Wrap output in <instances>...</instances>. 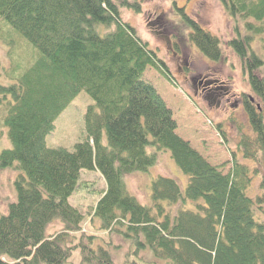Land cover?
Segmentation results:
<instances>
[{"label": "trees", "instance_id": "trees-1", "mask_svg": "<svg viewBox=\"0 0 264 264\" xmlns=\"http://www.w3.org/2000/svg\"><path fill=\"white\" fill-rule=\"evenodd\" d=\"M143 1L0 0V40L11 62L10 83L0 84V127L10 142L0 150V168L19 171L15 198L0 214V264H67L75 251L80 264H127L115 261L108 241L95 244V235L81 231L85 218L70 198L94 190L83 172H97L104 182L88 220L127 239L133 252L147 249L154 264H264V220L258 218L264 177L260 192L250 195L260 168L236 157L239 152L264 167V60L250 48V36L227 42L260 107L243 94L251 132L238 126L236 151L223 172L177 133L171 108L145 78L153 68L171 79L165 62L122 17V9L142 12ZM221 2L229 13L264 22V0ZM188 20L189 39L219 61V39ZM252 24L246 21L262 32ZM81 90L93 101L84 113L83 139L73 150L49 147L46 136ZM217 131L225 139L220 126ZM162 153L188 181L182 190L173 177H154L145 205L126 176L148 172ZM187 201L194 209L166 207ZM55 221L61 229L49 232Z\"/></svg>", "mask_w": 264, "mask_h": 264}, {"label": "rangeland", "instance_id": "rangeland-1", "mask_svg": "<svg viewBox=\"0 0 264 264\" xmlns=\"http://www.w3.org/2000/svg\"><path fill=\"white\" fill-rule=\"evenodd\" d=\"M121 14L167 66L170 80L153 68L147 69L145 78L156 87L171 108L177 123V133L188 140L211 164L227 172L232 151H236L237 147L238 126L246 132H251L243 110V94L251 96L260 107L259 98L250 88L240 56L227 42L238 34L250 36V48L264 60V22L229 13L221 0H144L142 12L122 9ZM188 19L219 39L222 51L219 61L205 56L189 39L188 34L193 28ZM246 21L252 22L255 27L263 26L262 32L248 28ZM173 51H176L177 55L173 54ZM10 68L8 48L0 40V84L10 83L7 76ZM199 74L209 77L213 85L209 90L195 93L191 77ZM91 103L93 101L90 96L81 90L55 120L54 130L46 136L47 145L73 150L75 143L83 139L84 113ZM217 126L222 128L225 139L217 131ZM9 146L6 130L0 127V150ZM236 157L250 167L260 168L248 189V193L254 196L260 192L259 182L264 177L263 164L245 161L239 152ZM18 173L13 166L0 168V214L6 212L8 203L15 198L13 183ZM158 175L175 178L182 190L188 181V176L177 167L168 153H162L148 172H136L126 176L128 189L141 203L148 205L149 186L152 179ZM81 178L84 183L90 184L91 188L94 187L91 192L78 191L70 198V203L84 215L81 231L95 235V244L104 245L103 241H108L109 245L105 246L111 249L116 262L154 264L155 259L147 249L133 252V245L127 239L114 232L110 234L99 230L96 221L91 223L88 220L98 198L97 191L104 187V182L97 172H83ZM194 206V202L187 201L166 207L175 210L178 207L194 209ZM258 218L264 220V213L259 214ZM60 229L61 224L55 221L51 224L49 232H57ZM80 233L74 234V241L78 240ZM67 264H80L78 251H75Z\"/></svg>", "mask_w": 264, "mask_h": 264}, {"label": "flooded vegetation", "instance_id": "flooded-vegetation-1", "mask_svg": "<svg viewBox=\"0 0 264 264\" xmlns=\"http://www.w3.org/2000/svg\"><path fill=\"white\" fill-rule=\"evenodd\" d=\"M173 54H176L177 55V52L176 51H173ZM208 78L209 77H206V76H204L202 74H199L197 76H192L191 77V81L194 84V91H195V93H200V92L209 90V88L211 87V85H213V83H211V81ZM209 82L211 84H208ZM214 89H216V87H214Z\"/></svg>", "mask_w": 264, "mask_h": 264}]
</instances>
